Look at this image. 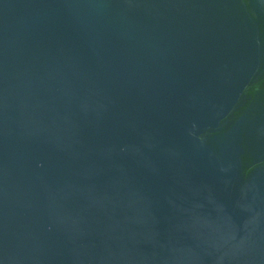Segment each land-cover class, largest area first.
I'll return each instance as SVG.
<instances>
[{"label": "water", "instance_id": "95a60500", "mask_svg": "<svg viewBox=\"0 0 264 264\" xmlns=\"http://www.w3.org/2000/svg\"><path fill=\"white\" fill-rule=\"evenodd\" d=\"M0 264H264V0H0Z\"/></svg>", "mask_w": 264, "mask_h": 264}]
</instances>
